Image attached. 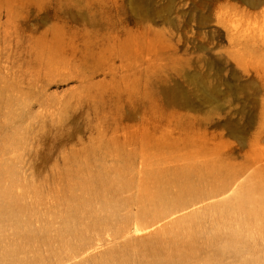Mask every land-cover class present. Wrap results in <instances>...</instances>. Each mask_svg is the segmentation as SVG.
Segmentation results:
<instances>
[{"label":"rangeland","instance_id":"374dc122","mask_svg":"<svg viewBox=\"0 0 264 264\" xmlns=\"http://www.w3.org/2000/svg\"><path fill=\"white\" fill-rule=\"evenodd\" d=\"M141 150H229L264 180V0H0L4 186L46 203L80 161Z\"/></svg>","mask_w":264,"mask_h":264},{"label":"bare ground","instance_id":"6f19581e","mask_svg":"<svg viewBox=\"0 0 264 264\" xmlns=\"http://www.w3.org/2000/svg\"><path fill=\"white\" fill-rule=\"evenodd\" d=\"M104 152L46 203H22L0 168V264H264V180L244 187L229 150Z\"/></svg>","mask_w":264,"mask_h":264}]
</instances>
